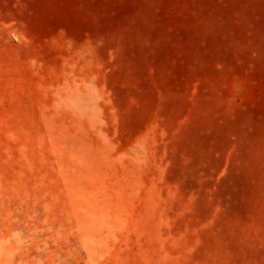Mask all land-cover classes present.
I'll use <instances>...</instances> for the list:
<instances>
[{
	"label": "rangeland",
	"instance_id": "1",
	"mask_svg": "<svg viewBox=\"0 0 264 264\" xmlns=\"http://www.w3.org/2000/svg\"><path fill=\"white\" fill-rule=\"evenodd\" d=\"M0 264H264V0H0Z\"/></svg>",
	"mask_w": 264,
	"mask_h": 264
}]
</instances>
